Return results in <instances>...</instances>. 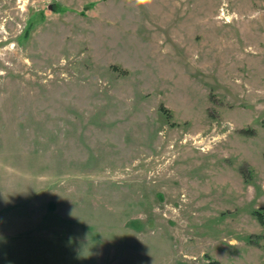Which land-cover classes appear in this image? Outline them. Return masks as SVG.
Instances as JSON below:
<instances>
[{"label": "rangeland", "instance_id": "1", "mask_svg": "<svg viewBox=\"0 0 264 264\" xmlns=\"http://www.w3.org/2000/svg\"><path fill=\"white\" fill-rule=\"evenodd\" d=\"M0 264H264V0H0Z\"/></svg>", "mask_w": 264, "mask_h": 264}, {"label": "clouds", "instance_id": "2", "mask_svg": "<svg viewBox=\"0 0 264 264\" xmlns=\"http://www.w3.org/2000/svg\"><path fill=\"white\" fill-rule=\"evenodd\" d=\"M125 2L136 9H147L153 4V0H125Z\"/></svg>", "mask_w": 264, "mask_h": 264}, {"label": "trees", "instance_id": "3", "mask_svg": "<svg viewBox=\"0 0 264 264\" xmlns=\"http://www.w3.org/2000/svg\"><path fill=\"white\" fill-rule=\"evenodd\" d=\"M260 218L263 219V218L261 217V215H260Z\"/></svg>", "mask_w": 264, "mask_h": 264}]
</instances>
